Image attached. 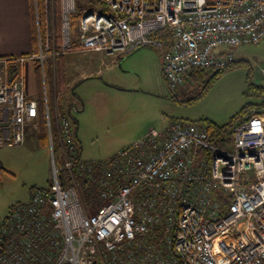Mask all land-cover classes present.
<instances>
[{"label":"built area","instance_id":"built-area-1","mask_svg":"<svg viewBox=\"0 0 264 264\" xmlns=\"http://www.w3.org/2000/svg\"><path fill=\"white\" fill-rule=\"evenodd\" d=\"M100 2L105 12H81L71 44L77 0H61L62 51L126 56L168 44L163 73L174 97L194 71L226 70L242 46L264 39V0ZM53 5L45 0L43 31L36 6L38 54L0 57V123L10 126L0 147L38 139L41 107L23 67L48 59ZM58 99L52 106L45 86L50 184L0 223V264H264V110L245 113L222 147L205 123L176 120L108 160L86 161L78 107L63 113Z\"/></svg>","mask_w":264,"mask_h":264},{"label":"rangeland","instance_id":"rangeland-1","mask_svg":"<svg viewBox=\"0 0 264 264\" xmlns=\"http://www.w3.org/2000/svg\"><path fill=\"white\" fill-rule=\"evenodd\" d=\"M77 6L78 10L91 12H105L106 8L100 0H77ZM78 35V27L71 26V44L78 41ZM58 36L64 43L62 30ZM49 40L48 49L45 45L42 48L48 59L44 66L39 61L38 65L53 106L52 86L58 88V81H70L83 71L87 58L71 55L72 49L65 50L61 58L62 54H55L64 50L58 49L56 34H51ZM236 62L215 77L202 70L174 97L162 74L160 49L140 47L121 62L104 60L99 67L101 74L89 73L91 76L83 82L76 81L70 88L59 90L66 103L74 101L78 106L72 116L79 122L78 142L83 158L109 159L176 120L228 125L245 107L264 99V39L258 45L242 46ZM35 68L33 61L24 65L26 92L31 96L36 90ZM0 161L15 173L0 176L2 221L14 204L27 197L31 186L45 188L49 184L52 161L48 148L35 150L29 145L0 148Z\"/></svg>","mask_w":264,"mask_h":264},{"label":"crops","instance_id":"crops-1","mask_svg":"<svg viewBox=\"0 0 264 264\" xmlns=\"http://www.w3.org/2000/svg\"><path fill=\"white\" fill-rule=\"evenodd\" d=\"M32 20L33 19H32V10H31V0H0V57H17V56H23V55H30L34 52L33 21ZM167 49H168V45L165 48V50H161L162 59H163L164 51H166ZM70 51H71V55L78 54V55H83L84 57H86L87 64H84L83 71L73 76L72 79H70V81L64 82L65 88L66 87L70 88L71 85L74 84L76 81L83 82L84 79H88L93 74H101V70L99 69V67L100 65L103 64L104 60H107V61L115 60V61L121 62L128 57V55L123 56L121 54L106 55L104 53H98V52H84V51H81L77 47L73 48ZM66 53L67 51L63 52L62 56L66 55ZM23 70H24V67H23ZM89 73L90 74L93 73V74L90 75ZM162 74L164 76L163 63H162ZM45 86H47V84ZM185 86L183 87L182 91L186 89ZM64 87L62 88V90L64 89ZM25 88H26V85H25ZM52 90H53L52 92L53 100L55 99V95L58 94L59 96L58 104L60 107L63 105L65 109L68 110L67 108L68 105L70 107L73 105L77 106L76 104H74V101H72L71 104L65 102V100L62 97V92H59V90L61 89H58L57 87L52 86ZM47 91H48V87H47ZM35 94H36V90H35ZM35 94L33 96L28 95V94L27 95L30 98H34ZM48 96H49V92H48ZM61 98L64 101L63 104H60ZM1 124L2 123H0V128L10 127L8 123H3L4 124L3 126ZM77 125L78 127H76V133L79 138L78 120H77ZM2 138H3V132L0 131V139ZM25 145H29L35 150L42 148L39 144V139H37L33 135L27 138ZM0 148H3V147H0ZM82 150L83 148L81 149V154L83 152ZM82 158H83V155H82ZM105 160H108V159H105ZM90 161H96V160H90ZM99 161H103V160H99ZM0 162L2 163V164L0 163V176L7 175V173L11 175H15L13 171H11L8 167H6V164H4L3 161H0ZM49 184L45 188H47ZM34 188H44V187L31 186L30 189L28 190L27 197L23 201H20V202H28L31 198V191ZM1 222L2 221H0V223Z\"/></svg>","mask_w":264,"mask_h":264},{"label":"trees","instance_id":"trees-1","mask_svg":"<svg viewBox=\"0 0 264 264\" xmlns=\"http://www.w3.org/2000/svg\"><path fill=\"white\" fill-rule=\"evenodd\" d=\"M53 1H54V5H53L54 19L52 20V25L54 26V33L56 34V42L58 43V49H61L62 42L59 41L60 36H58V32H61V30H62L61 0H53ZM36 6H37V9H38V12L40 15V19H41L40 30L42 29V31H43L44 24H45V21H44L45 20V0H36V3H35V0H31V10H32V19H33L32 21H33V44H34V52L33 53L34 54H38L40 52V42H39V34H38L39 28H38V23L36 20ZM76 7H77V10L71 17V26H73V27L79 26V19L81 16V12L84 10L83 8L78 10V8H80V7H78V6H76ZM167 45L168 44H166L165 47H167ZM62 57L63 56H61V58ZM34 63H35V67H36L35 68V83H36L35 98L38 100L40 107H41V116L39 118L40 128H39L38 139H39L40 146L42 148H47L48 147V133H47L46 125H45L44 113L42 110L43 106H44V98H45V85L43 82L40 65H38L39 62L37 61ZM58 71L61 72L62 70L59 69ZM203 71H206V70H203ZM224 71L225 70L218 71L212 75L215 77ZM200 72H202V70L194 71V73L186 79L185 85L188 86V82L192 79V77L195 74H198ZM58 85H59L58 89L62 90V88L64 87V82L58 81ZM186 86H185V88H186ZM49 102L52 105L50 98H49ZM60 110L63 113H66L69 109L66 110L65 107L62 105L60 107ZM249 110L263 111L264 110V99H263V101H261L260 104H253V105L245 107L243 109V111L231 123H229L226 126H217L215 124H210V123L204 122L208 126L210 137H211L212 141L215 142L220 147L224 146V144L226 142H229V139L224 137L225 132L228 131L230 128H232L234 126V124ZM87 200L91 201L92 198L87 195Z\"/></svg>","mask_w":264,"mask_h":264}]
</instances>
